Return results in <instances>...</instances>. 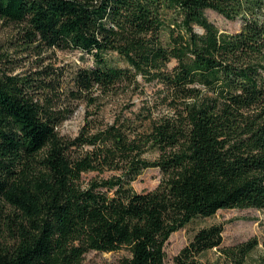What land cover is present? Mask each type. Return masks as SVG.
Returning a JSON list of instances; mask_svg holds the SVG:
<instances>
[{
  "label": "trees",
  "instance_id": "obj_1",
  "mask_svg": "<svg viewBox=\"0 0 264 264\" xmlns=\"http://www.w3.org/2000/svg\"><path fill=\"white\" fill-rule=\"evenodd\" d=\"M207 9L241 28L220 31ZM0 20L26 50L94 58L71 85L62 70L11 74L0 62V264H85L122 248V264H167L166 242L192 220L264 209V0H0ZM143 83L152 100L104 120L109 98ZM77 101L95 110L63 135ZM150 167L161 181L138 192ZM223 232L200 228L173 264H205L198 255L221 248ZM255 246L239 245L236 263Z\"/></svg>",
  "mask_w": 264,
  "mask_h": 264
},
{
  "label": "rangeland",
  "instance_id": "obj_2",
  "mask_svg": "<svg viewBox=\"0 0 264 264\" xmlns=\"http://www.w3.org/2000/svg\"><path fill=\"white\" fill-rule=\"evenodd\" d=\"M206 14L222 32H235L242 26L241 19H228L210 9L206 10ZM196 29L203 31L201 27ZM18 30V26L0 20V62L8 73L30 74L40 77L39 72L43 70V76L48 78V72L56 77L60 75L62 70L65 83L71 85V78L78 67L94 65L93 56L78 49L50 48L39 52L26 50ZM112 60L119 65L124 64L116 54H113ZM143 85L144 93L136 92L132 93L131 96L119 93L109 98L108 103L100 113L104 120H112L116 111L125 108L128 104L134 102L133 109L136 110L146 99L152 100L157 91L156 87L147 83H143ZM94 110L95 107L88 105L87 102L77 101L75 112L63 122L59 131L63 135L75 136L84 124L87 114ZM94 175L96 172L85 173L84 178L87 180ZM161 178L160 168L150 167L145 169L132 182V185L138 192L150 191L159 185ZM218 223L224 226L223 242L220 247L223 249L231 247L236 254L230 256L221 248L215 247L199 254L198 259L200 261L205 264H237L235 260L240 259L239 245L249 240H255L256 246L239 264H264V209L254 207L220 209L213 216L196 218L185 227L173 232L165 244L166 263L173 264L174 257L193 239L200 228ZM129 255L130 253L126 248L109 252L92 250L86 253L84 263L122 264L121 260Z\"/></svg>",
  "mask_w": 264,
  "mask_h": 264
}]
</instances>
